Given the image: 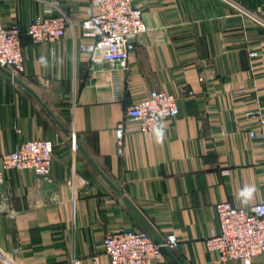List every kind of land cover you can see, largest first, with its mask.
<instances>
[{
	"label": "crops",
	"instance_id": "crops-1",
	"mask_svg": "<svg viewBox=\"0 0 264 264\" xmlns=\"http://www.w3.org/2000/svg\"><path fill=\"white\" fill-rule=\"evenodd\" d=\"M132 2L149 31L113 76L107 64L90 75L80 50L92 40L82 34L97 12L90 0H0V25L18 26L24 54L19 74L0 66V170L25 140L54 144L47 176L2 173L0 264H106L103 240L116 229L175 234L178 245L153 264H243L220 260L205 239L215 204L264 201V146L245 115L264 114V0ZM48 13L66 16L65 34L34 43L25 31ZM182 87L191 94L162 142L124 116L151 90Z\"/></svg>",
	"mask_w": 264,
	"mask_h": 264
},
{
	"label": "built area",
	"instance_id": "built-area-1",
	"mask_svg": "<svg viewBox=\"0 0 264 264\" xmlns=\"http://www.w3.org/2000/svg\"><path fill=\"white\" fill-rule=\"evenodd\" d=\"M97 12L82 21V34L92 38L80 45L88 56V70L95 75L104 64L114 76L118 68H126L127 60L135 48L138 36L149 31L142 18L140 5L132 0H90ZM68 26L64 14H45L34 18L25 33L34 43H55L65 34ZM0 66L11 74L24 69V54L21 31L17 25H0ZM191 92L182 87L178 93L151 90L143 98L128 104L124 116L138 124L141 132H155L164 129L167 120L175 119L179 113V100ZM255 118L256 125L249 130L250 138L257 139L264 146V114L259 107L245 112ZM118 143L124 135L122 123L115 128ZM74 136L72 143L74 146ZM54 144L49 139H28L14 150L1 155V170H32L38 176H47L52 166ZM1 202V196H0ZM216 226L205 239L208 250L217 254L220 260H241L253 264L264 257V201L250 206H234L229 202L215 204ZM178 245L175 234L167 233L155 239L142 230H110L103 240L106 264H153L160 261L164 250Z\"/></svg>",
	"mask_w": 264,
	"mask_h": 264
},
{
	"label": "clouds",
	"instance_id": "clouds-1",
	"mask_svg": "<svg viewBox=\"0 0 264 264\" xmlns=\"http://www.w3.org/2000/svg\"><path fill=\"white\" fill-rule=\"evenodd\" d=\"M156 132V137H157V141L158 142H162L164 136H163V132L160 128H156L155 129ZM255 191L254 188H245L242 195L246 196V197H250L251 194Z\"/></svg>",
	"mask_w": 264,
	"mask_h": 264
}]
</instances>
